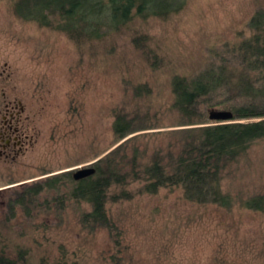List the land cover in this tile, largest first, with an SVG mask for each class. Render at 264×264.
<instances>
[{
    "label": "rangeland",
    "instance_id": "rangeland-1",
    "mask_svg": "<svg viewBox=\"0 0 264 264\" xmlns=\"http://www.w3.org/2000/svg\"><path fill=\"white\" fill-rule=\"evenodd\" d=\"M261 8L264 0H187L167 17H134L118 32L77 44L18 18L9 0H0V115L9 102L21 106L28 135L19 157L0 159V228L31 249L33 264L40 258L54 263L59 247L80 264H264V205L244 204L264 195V139L224 180L233 199L229 208L187 201L179 190L135 193L138 184H132L131 199L106 204L121 232L118 243L104 229L81 231L85 204L33 209V219L17 208L10 225L2 224L6 201L24 186L62 173L72 177L123 141L113 133L114 110L153 120L157 114L162 129H169L172 77L217 63L249 35V19ZM135 33L148 37L155 65L133 45Z\"/></svg>",
    "mask_w": 264,
    "mask_h": 264
},
{
    "label": "trees",
    "instance_id": "trees-1",
    "mask_svg": "<svg viewBox=\"0 0 264 264\" xmlns=\"http://www.w3.org/2000/svg\"><path fill=\"white\" fill-rule=\"evenodd\" d=\"M186 1L9 0L18 18L62 32L77 44L118 32L134 17H167L180 11ZM248 28L249 35L226 49V56H220L217 63L190 77H172L173 99L166 110L173 119L169 129H162L165 126L158 122L157 114L153 120L114 110L113 133L123 141L93 164L94 172L77 180L62 173L24 186L6 201L2 224L10 225L17 208L33 219V209L63 208L65 202L85 204L88 209H81L78 217L81 231L91 235L104 229L118 243L121 232L107 211L108 200L166 189L179 190L193 203L231 207L233 199L223 189V182L237 165L247 163L252 144L264 139V8L252 14ZM147 42L144 34L132 36L133 45L155 65L158 57ZM134 95H139L137 89ZM218 106L229 111L235 122L204 125L208 122L205 110ZM151 129L154 131H147ZM132 184H138L135 193L129 189ZM51 190L56 193L51 199L39 198ZM244 204L261 209L264 195L253 196ZM59 248L60 255L52 264H80ZM0 264H33L31 249L1 228ZM38 264L50 263L40 258Z\"/></svg>",
    "mask_w": 264,
    "mask_h": 264
},
{
    "label": "flooded vegetation",
    "instance_id": "flooded-vegetation-1",
    "mask_svg": "<svg viewBox=\"0 0 264 264\" xmlns=\"http://www.w3.org/2000/svg\"><path fill=\"white\" fill-rule=\"evenodd\" d=\"M5 104L4 114L0 115V159L14 161L26 149L28 135L26 125L21 121V106Z\"/></svg>",
    "mask_w": 264,
    "mask_h": 264
},
{
    "label": "water",
    "instance_id": "water-1",
    "mask_svg": "<svg viewBox=\"0 0 264 264\" xmlns=\"http://www.w3.org/2000/svg\"><path fill=\"white\" fill-rule=\"evenodd\" d=\"M207 121L208 122L204 125H214V124H224V123L235 122L233 120L232 114L229 111L217 110V109L209 111ZM93 172H94L93 166L81 167L75 170V172L72 174V177L73 179L77 180L85 176H88L92 174Z\"/></svg>",
    "mask_w": 264,
    "mask_h": 264
}]
</instances>
